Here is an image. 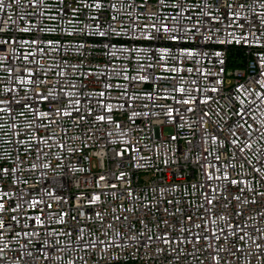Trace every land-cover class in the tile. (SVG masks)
I'll use <instances>...</instances> for the list:
<instances>
[{
  "label": "built area",
  "instance_id": "2783aa9c",
  "mask_svg": "<svg viewBox=\"0 0 264 264\" xmlns=\"http://www.w3.org/2000/svg\"><path fill=\"white\" fill-rule=\"evenodd\" d=\"M0 264H264V0H0Z\"/></svg>",
  "mask_w": 264,
  "mask_h": 264
}]
</instances>
